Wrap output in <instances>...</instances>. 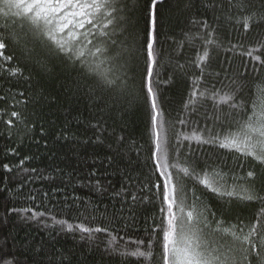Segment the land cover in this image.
<instances>
[{
	"label": "trees",
	"instance_id": "16d2710c",
	"mask_svg": "<svg viewBox=\"0 0 264 264\" xmlns=\"http://www.w3.org/2000/svg\"><path fill=\"white\" fill-rule=\"evenodd\" d=\"M125 3L127 7L120 13L122 23L116 29L117 46L111 49L115 63L105 66V70L111 68L110 78L116 81L101 93L106 103L97 96L89 99L96 84L89 74L80 71V65L73 67L67 57L48 52L25 34L27 26L24 30L17 26L14 39L2 50L3 56H12L13 60L8 62L0 56V65L18 69L17 75L0 71V97L4 98L0 99V257L10 264H126L120 256L110 254L107 246L111 238L117 237L123 246L129 238L145 239L154 222L159 223L161 203L154 187L146 190L147 201L135 205L124 202L121 193L122 187L129 186L126 176L138 182L132 185L136 189L145 183L162 182L151 160L152 110L144 79L145 9L150 0H121L120 6ZM205 3L208 0H166L160 5L155 45L159 62L153 87L168 127L170 162L181 167L191 165L196 171L208 164H226L225 171L239 173L241 163L244 171L252 166L250 158L195 140L180 139L178 143L176 135L191 136L198 131L209 139L207 128L224 134L236 131L232 120L221 123L213 119L214 113L223 117L231 112L228 104L217 106L212 99L201 98L186 108L194 89L211 91L215 84L220 89L219 100L229 92L226 77L244 73L238 82L246 87L237 99L247 103L242 111L251 114L252 102L258 96L256 85L264 82V66L245 54L259 48L253 55L264 61V24H259L260 10L255 6L259 0H253V7L246 13L229 9L228 0L216 10L211 4L206 10ZM252 12L257 16L245 31L244 17ZM203 21L210 25L208 29L201 26ZM208 31H213L217 44L209 46L211 59L201 77L196 62ZM186 34H194L197 39H189ZM28 52L30 55H26ZM254 67L258 71H253ZM12 111L19 113V119L11 116ZM181 118L186 125L178 123ZM9 120L10 125L6 123ZM5 164L10 171H5ZM172 171L184 183L189 205L194 196H199L198 210L207 207L228 225L240 221L250 225L260 211L256 202L221 200L192 177ZM29 193L36 199H28ZM28 208L45 215L33 220L31 212L22 211ZM133 214L135 220L131 221ZM113 216L117 219L110 223ZM53 217L66 224L106 226L111 236L107 232L89 237L79 230L67 231L66 224L54 223ZM126 223L135 226L125 228ZM153 252L151 264H163L158 242ZM131 264H136L134 259Z\"/></svg>",
	"mask_w": 264,
	"mask_h": 264
},
{
	"label": "snow or ice",
	"instance_id": "6c2138e0",
	"mask_svg": "<svg viewBox=\"0 0 264 264\" xmlns=\"http://www.w3.org/2000/svg\"><path fill=\"white\" fill-rule=\"evenodd\" d=\"M224 2L225 0H208L203 7L207 10L211 4L212 9L216 10L223 7ZM120 3L121 0H0V18L4 21L0 24V56H3L2 50L6 48L7 42L14 39L15 28L19 26L21 30H24L27 26L25 34L31 35L34 40L46 47L48 52L67 57L73 67L80 65V71L89 74L96 84L89 99L97 96L100 97L101 103H106L101 93L113 87L116 81L110 78L113 75L111 68L105 70V66L115 63V59L111 56V49L117 46L116 29L122 23L120 13L127 7L126 3L123 7ZM164 3L166 0H150V3L146 4L147 73L144 77L152 110L151 160L155 173L159 174L158 178L162 182L145 183L136 189L132 185L138 182L133 181L131 176H126L129 186L121 188V193H124L123 201H130L131 205H135L137 202L147 201L149 197L145 192L154 187L155 197L161 203L159 223L154 222L151 233L145 239L124 240V237H120V240H124L121 246L118 244L117 237L113 236L107 247L110 254L120 256L126 264H131L132 259L136 264H142V262L151 264V261L155 259L153 248L157 242L161 249L160 258L163 264H264V82L256 85L258 96L256 101L252 102L251 114L242 111L247 107V103L237 99L246 87L238 82L243 78L244 73H241L239 77H226L229 81L227 85L229 92L220 96L219 100L217 95L220 89H216L215 84L212 85L211 91L194 89L191 94L192 99L185 107L194 105L195 101L201 98H210L216 102L217 106L228 104L232 111L225 113L223 117L214 113L213 119L221 123L232 120L236 131L224 134L213 128H207L209 139H204L198 131H193L191 136L176 133L178 143L180 139L189 142L195 140L197 143L211 144L220 149L238 153L246 159L250 158L253 164L248 170L244 171L243 163L240 164V172L237 173L232 170L225 171L226 164L216 166L208 164L202 171H196L191 165L181 167L170 162L168 127L157 103V93L153 87V78L156 75L155 65L159 62L155 45L160 25V5ZM228 5L229 9L236 8L246 13L253 7V0H228ZM190 6V4L185 5V7ZM255 6L260 10L259 24H264V0H259ZM256 16L257 13L252 12L244 17L245 31L250 28L249 21ZM200 23L204 29L210 27L207 21ZM186 35L189 39H197L194 34ZM203 41L204 50L202 54H198L196 62V67L201 69V77L211 59L209 46L217 44L213 31H208ZM258 51L260 49L256 48L245 54L264 66V61H261L259 56L253 55ZM26 55H30V52ZM3 59L10 62L13 57L3 56ZM0 71L9 72L11 75L18 74V69L4 65H0ZM224 71L227 73L230 69H224ZM253 71L258 69L254 67ZM216 76L219 78L220 73L217 72ZM220 83L222 87L225 86L223 80H220ZM0 99L4 98L0 97ZM244 115H247V119H243ZM11 116L19 119V113L16 111H12ZM6 123L10 125L12 121L9 120ZM178 123L186 125L187 121L181 118ZM20 163L23 164L24 161L21 160ZM4 169L11 170L8 164L4 165ZM173 169L182 172L185 177H192L199 185L221 200L229 202L241 200L260 204V211L256 214L254 222L248 225L240 221L237 224L228 225L224 220L217 219L215 213L210 212L207 207H201L198 210L196 201L200 200L199 196H194V202L189 205L185 185L172 171ZM95 174V172L92 173V175ZM96 187L98 191L102 190L99 181ZM121 193L116 195L120 196ZM27 198L36 199L32 193H29ZM22 211L31 212L30 218L33 220L45 215L34 212L31 208ZM52 219L54 223L62 226L66 224L65 221H57L54 217ZM115 219L117 218L113 216L110 223ZM129 220L134 221L135 215L133 214ZM134 226V223L125 224V228ZM66 230H79L82 234H88L89 237L93 233L101 232H107L111 236L106 226L89 227L84 223L66 224ZM0 260H4V264H10L4 257H0Z\"/></svg>",
	"mask_w": 264,
	"mask_h": 264
}]
</instances>
